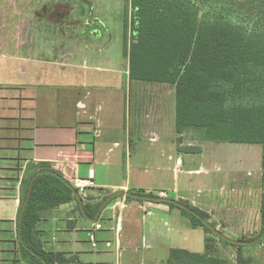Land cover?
I'll return each instance as SVG.
<instances>
[{"label": "crops", "instance_id": "0c3cea01", "mask_svg": "<svg viewBox=\"0 0 264 264\" xmlns=\"http://www.w3.org/2000/svg\"><path fill=\"white\" fill-rule=\"evenodd\" d=\"M74 10L31 27L16 43L2 41L8 52L0 54V90L8 93L0 95V245L17 238L24 180L43 165L67 181L94 182L82 197L92 216L75 203L43 213L37 231L46 251L76 254L87 264H167L174 249L205 252V230L167 202L119 195L99 214L119 192L188 203L226 237H256L263 151L193 131L179 135L176 97L166 105L175 87L130 79L124 21L118 35L107 12ZM13 75L21 78L13 82ZM230 248L219 243L223 258ZM256 253L243 249L246 257Z\"/></svg>", "mask_w": 264, "mask_h": 264}, {"label": "trees", "instance_id": "16d2710c", "mask_svg": "<svg viewBox=\"0 0 264 264\" xmlns=\"http://www.w3.org/2000/svg\"><path fill=\"white\" fill-rule=\"evenodd\" d=\"M126 14L124 52L130 59V79L175 87L179 135L196 131L213 142L264 147V0H128ZM262 165V228L256 237L244 239L247 242L264 233V149ZM38 173L20 234L19 226L17 230L25 262L87 264L76 254L46 251L40 242L37 227L46 211L75 203L83 216H92L87 204L82 211L66 179L52 166L29 170L20 213ZM169 205L194 227H202L207 237L204 253L174 249L167 264H255L243 254L245 245L215 235L199 217ZM186 205L210 221L205 212ZM219 243L237 250L235 261L221 256Z\"/></svg>", "mask_w": 264, "mask_h": 264}, {"label": "rangeland", "instance_id": "374dc122", "mask_svg": "<svg viewBox=\"0 0 264 264\" xmlns=\"http://www.w3.org/2000/svg\"><path fill=\"white\" fill-rule=\"evenodd\" d=\"M57 4L60 5L58 6ZM127 4L128 0H0V54H6L8 52L4 49V47H8V45H5L2 41L8 40L9 42L13 41L16 43L17 41L22 40L21 38L25 37V33L28 32L29 29L35 28L36 25L43 24L44 22H53L55 19L54 17H56L58 13L62 14L72 12L73 7L75 8L73 16H78L91 11L98 15L102 12H107L108 16L106 19L108 24L114 28L113 30L115 34L120 35L123 29V21L125 23L127 15ZM47 34L52 41L57 39V36H55L52 32L50 33V31H48ZM33 35L36 39L40 37L38 34L37 36L35 34ZM12 77L13 82L21 78L17 75H13ZM1 80L2 78L0 75V82ZM136 83H140V85L145 86L152 85L153 87H172L170 84L151 81H136ZM2 92L3 90H0V95ZM3 93L7 94L8 92ZM175 97L176 96L173 95L172 99H168L166 105L169 104ZM2 113L3 110L0 109V114ZM193 133L201 134L196 131H193ZM247 147L254 151L258 150V152H261L264 149L261 144H251ZM260 244L261 242L256 244H247L244 246V249H250L257 252L254 257V262L256 263H259L264 259V250L263 248H260ZM23 252V249L17 242V238L3 246L0 245V264H27L23 258ZM226 252L227 257L235 261V249L233 251L230 248V250H226Z\"/></svg>", "mask_w": 264, "mask_h": 264}, {"label": "water", "instance_id": "95a60500", "mask_svg": "<svg viewBox=\"0 0 264 264\" xmlns=\"http://www.w3.org/2000/svg\"><path fill=\"white\" fill-rule=\"evenodd\" d=\"M137 42V41H136ZM46 172H49V171H46ZM46 172H43V173H46ZM39 173L34 175L33 179L31 180V183H30V186H29V191H28V195H27V198L25 200V203L23 205V208H22V211L20 213V218H19V234L21 232V226H22V222H23V213H24V210L26 208V206L28 205L29 201H30V198H31V194H32V189H33V184H34V181L35 179L38 177ZM65 183L73 190L74 194L76 195L77 199L79 200L80 202V205H81V209L82 211H85V208H84V203L82 201V198L81 196L79 195L78 191L74 188V186L69 182V181H65ZM116 195H126V196H131L135 199H139V200H149V201H155V202H167V203H174L175 205H177L178 207L182 208V209H186L188 210L190 213H192L193 215L199 217L209 228L210 230L217 236L231 242V243H235L236 245H247V244H256L260 241H262L264 239V233L258 237L257 239L253 240V241H250V242H247V241H235L233 239H230L228 237H226L223 233H221L213 224L212 222L210 221H207L206 219H204L203 217H201L195 210H193L192 208H190L189 206H187L185 203L183 202H180V201H176V200H173V199H169V198H166V197H157V196H151V195H143V194H138V193H130V192H119V193H115L114 195L110 196L106 201L103 202V204L100 206L99 208V214L100 212L103 210V208L105 207V205L110 201L112 200ZM98 214V216H99ZM98 216L96 219L94 220H97L98 219ZM26 249L28 251H31V249L29 247L26 246ZM32 252V251H31ZM34 255L38 256V254L34 253Z\"/></svg>", "mask_w": 264, "mask_h": 264}, {"label": "built area", "instance_id": "2783aa9c", "mask_svg": "<svg viewBox=\"0 0 264 264\" xmlns=\"http://www.w3.org/2000/svg\"><path fill=\"white\" fill-rule=\"evenodd\" d=\"M69 182L74 186V188L78 191V193L81 197L87 195L88 191L92 187H94V182H93L92 177H89L86 179L80 178V177H75V178L70 179Z\"/></svg>", "mask_w": 264, "mask_h": 264}]
</instances>
